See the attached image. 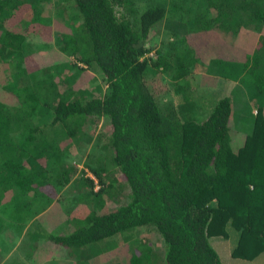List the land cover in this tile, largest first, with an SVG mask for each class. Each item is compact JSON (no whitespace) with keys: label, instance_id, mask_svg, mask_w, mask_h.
Here are the masks:
<instances>
[{"label":"trees","instance_id":"obj_1","mask_svg":"<svg viewBox=\"0 0 264 264\" xmlns=\"http://www.w3.org/2000/svg\"><path fill=\"white\" fill-rule=\"evenodd\" d=\"M196 6L194 28L264 25V0H0V264H225L211 239L228 227L227 261L264 264V105L236 141L230 97L194 99L200 36L153 40ZM257 38L236 59L264 96ZM145 227L162 253L136 238Z\"/></svg>","mask_w":264,"mask_h":264},{"label":"rangeland","instance_id":"obj_2","mask_svg":"<svg viewBox=\"0 0 264 264\" xmlns=\"http://www.w3.org/2000/svg\"><path fill=\"white\" fill-rule=\"evenodd\" d=\"M168 6V5H167ZM203 11V7H195L193 9H190V11L186 10L184 14L182 15L183 19H179L180 24L175 23V21L170 18L169 15H165L163 17L161 22L160 31L155 38L157 42L159 40H167L170 36V34L174 33L175 39L181 38L182 35L186 36H192L193 32L197 33L200 37L195 41L193 45V50L195 52L199 53V56L203 60L204 66L201 69V72L197 74L195 85L199 87L198 95L199 98H194L196 101H203L205 97H202L200 93H205L208 89L207 99H210L209 101L213 102V100L217 99L219 96L218 94H226L231 99L232 104V110H233V118L232 122L236 124L234 127L233 132V138L237 141H242L244 138V135L251 129L253 125V119L254 115L252 114L253 111L255 112V109L258 105L262 107V103L264 105V96L261 95L259 92H257L256 87L254 88L253 83L251 84L248 82V77L245 76V73L242 74L244 78H246L245 84L240 80L241 76L240 71V59H236L235 53H238L239 49H247L251 45L250 49H253L254 44L252 43L255 38H257V35L260 32H264V30L261 27H253L248 29L245 23H249V21H243L239 16H236L235 19L236 22L241 21L243 24H240L238 26H235V23L230 18L228 21H221L218 20V25H209L205 22L199 23V25L194 28L192 25L196 23V15L200 14ZM260 14V11L257 12V16ZM79 20V19H78ZM78 22L75 21L74 18L69 17V21L66 22V25L69 26L70 23ZM203 24H206L205 26ZM203 25V29L201 26ZM239 28H242L239 30ZM255 28V29H253ZM198 29V30H195ZM239 33L237 34V31ZM256 30V31H255ZM176 31V32H174ZM223 31L229 32L230 38L225 41L224 43H221V38L223 35ZM200 33V34H199ZM232 39L235 40L232 42ZM251 40V43H250ZM233 48V49H232ZM179 52V51H178ZM191 52V51H187ZM181 53V52H180ZM183 55V53H181ZM226 58H234V62L230 63L227 61L220 62L221 60L218 58L219 56ZM239 61V62H238ZM262 70H264V65H262ZM95 74V72H93ZM83 81H85V75L83 76ZM93 80H87L85 82L88 83L89 86H94L95 83H99V80L97 82H92ZM77 88L78 85H75ZM172 92V91H171ZM257 94H256V93ZM162 96V94H161ZM159 97V100L161 103H163V97ZM175 102L179 100L176 94H174ZM166 97V96H165ZM202 97V98H201ZM200 99V100H198ZM40 116V115H38ZM36 118L35 121L41 122L42 119L40 117ZM98 125L96 127L89 126L88 130L91 133V139H89L88 143L93 142L96 139L97 134L102 133L103 135L106 134L107 131H109V123L105 116H102L100 118ZM106 131V132H105ZM60 133V132H59ZM104 137V136H103ZM103 139V138H102ZM86 143V144H88ZM56 144V143H55ZM82 146L77 152H72V156H78L80 154V151L84 149L86 146ZM95 145V144H94ZM79 160L77 165V174L82 173L85 169H87L86 164L84 161ZM119 190V189H118ZM120 191V190H119ZM77 193L71 195V200L76 199ZM125 198L123 196V193L115 194V198L108 197L107 204L110 206H116L119 204V202L123 201ZM46 228H50V223H46ZM228 236L223 237L222 235L213 236L211 239V242L213 246L218 250V252L221 255V258L225 264H233L231 260H228L229 251L231 248V245H233L234 241L233 238L236 235V230L233 228L228 227ZM12 234V232H11ZM22 236H19L20 239ZM133 237H136L134 234ZM140 240H146L150 242V246L153 247V249L157 253L163 252V240L161 236L158 234V232L155 229H147V227L140 230L139 235L136 237ZM17 245H19V241H16ZM135 243V242H134ZM11 247V244L8 246ZM135 246H132L134 249ZM7 250V249H5ZM4 250V251H5ZM13 250L10 251L12 253ZM17 253L18 250L16 251ZM137 252V251H136ZM10 256V255H9ZM38 257H41L37 255ZM263 257V255H262ZM261 257V258H262ZM260 258V259H261ZM120 258L117 255H114L109 260L105 261V264H117L119 263ZM252 262H257L253 261ZM241 264V263H240Z\"/></svg>","mask_w":264,"mask_h":264},{"label":"crops","instance_id":"obj_3","mask_svg":"<svg viewBox=\"0 0 264 264\" xmlns=\"http://www.w3.org/2000/svg\"><path fill=\"white\" fill-rule=\"evenodd\" d=\"M262 28L264 29V25H263ZM238 33H239V31H237V34ZM227 38L228 39L230 38L229 32H223V35H222V38H221V43H224L225 41H227L228 40ZM233 41H235V40L232 39V42ZM257 41H258V38H255L254 41L252 42L254 44V46L256 45ZM250 43H251V40H250ZM249 47H251V45ZM244 52H247V50L246 49H239L238 50V53H235L236 57H234V58L240 57Z\"/></svg>","mask_w":264,"mask_h":264}]
</instances>
